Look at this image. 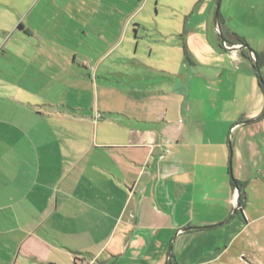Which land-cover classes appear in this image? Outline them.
Wrapping results in <instances>:
<instances>
[{
  "label": "crops",
  "instance_id": "0c3cea01",
  "mask_svg": "<svg viewBox=\"0 0 264 264\" xmlns=\"http://www.w3.org/2000/svg\"><path fill=\"white\" fill-rule=\"evenodd\" d=\"M216 3L0 0V264L260 262L264 88Z\"/></svg>",
  "mask_w": 264,
  "mask_h": 264
},
{
  "label": "rangeland",
  "instance_id": "374dc122",
  "mask_svg": "<svg viewBox=\"0 0 264 264\" xmlns=\"http://www.w3.org/2000/svg\"><path fill=\"white\" fill-rule=\"evenodd\" d=\"M248 14V13H247ZM243 21L246 22V26H244V33L250 41L257 44L258 47L263 49L264 52V15L261 16V18H258L256 14L253 16L247 15L243 18ZM252 21V23H250ZM250 48V47H249ZM255 52V51H254ZM256 53V52H255ZM264 73V70H263ZM253 259L255 262L253 264H264V250L262 253V258Z\"/></svg>",
  "mask_w": 264,
  "mask_h": 264
},
{
  "label": "water",
  "instance_id": "95a60500",
  "mask_svg": "<svg viewBox=\"0 0 264 264\" xmlns=\"http://www.w3.org/2000/svg\"><path fill=\"white\" fill-rule=\"evenodd\" d=\"M221 1L222 0H217V3H216V11H215V24H216V28H217V31L218 33L222 36V46L224 48H226L227 50L231 51V52H234V51H241V50H245V49H248L249 50V53H250V58L251 60L253 61L254 64H256V55H255V52L253 50H251V48H249V45H243V44H239V46H230L227 44V41L225 39V37L223 36L221 30H220V6H221ZM263 88H264V85H263ZM237 190L239 191V195H238V198H237V209L240 208L239 206V200H240V190L239 188L237 187ZM195 228H185L183 230H181L182 232H187V231H191ZM172 249L173 248H170V252H169V257H168V264H172Z\"/></svg>",
  "mask_w": 264,
  "mask_h": 264
},
{
  "label": "trees",
  "instance_id": "16d2710c",
  "mask_svg": "<svg viewBox=\"0 0 264 264\" xmlns=\"http://www.w3.org/2000/svg\"><path fill=\"white\" fill-rule=\"evenodd\" d=\"M239 43L238 44H243V45H247L245 44L243 41L241 40H238ZM243 54L246 56V57H249L250 58V53L247 51V50H243ZM256 64L253 63V67H254V70L256 72V75L259 79V82L260 84L263 86L264 85V73H263V70H264V55H259L256 53ZM239 190H240V200H239V206L240 208L242 209L245 204H246V194H245V190H244V186L241 185L240 183L237 184Z\"/></svg>",
  "mask_w": 264,
  "mask_h": 264
},
{
  "label": "built area",
  "instance_id": "2783aa9c",
  "mask_svg": "<svg viewBox=\"0 0 264 264\" xmlns=\"http://www.w3.org/2000/svg\"><path fill=\"white\" fill-rule=\"evenodd\" d=\"M235 46H239V44L235 45ZM80 264H86L85 262H81Z\"/></svg>",
  "mask_w": 264,
  "mask_h": 264
}]
</instances>
